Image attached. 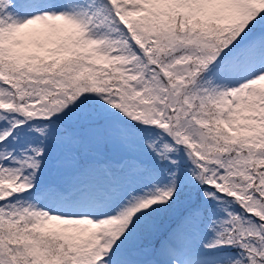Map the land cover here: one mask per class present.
I'll return each instance as SVG.
<instances>
[{"label":"snow or ice","instance_id":"6c2138e0","mask_svg":"<svg viewBox=\"0 0 264 264\" xmlns=\"http://www.w3.org/2000/svg\"><path fill=\"white\" fill-rule=\"evenodd\" d=\"M0 264H264V0H0Z\"/></svg>","mask_w":264,"mask_h":264}]
</instances>
